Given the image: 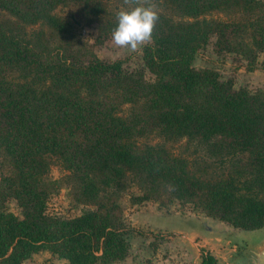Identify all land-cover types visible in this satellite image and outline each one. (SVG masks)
I'll use <instances>...</instances> for the list:
<instances>
[{"label":"trees","instance_id":"obj_1","mask_svg":"<svg viewBox=\"0 0 264 264\" xmlns=\"http://www.w3.org/2000/svg\"><path fill=\"white\" fill-rule=\"evenodd\" d=\"M114 2L127 7L123 0H0V155L9 165L0 178L4 264L40 250L68 264L124 259L130 229L114 197L130 183L142 191L138 202L167 197L237 229L264 227V92L234 88L193 65L215 35L218 53L238 54L253 70L264 56V0H151L169 14L155 8L159 22L141 47L143 67L131 72L123 60L96 56L55 13L74 7L104 40L118 25L110 17ZM153 136L163 141L141 140ZM182 139L220 156L219 169L175 154L168 144ZM53 164L75 198L94 208L68 219L45 213ZM8 197L22 218L3 210ZM214 262L208 256L201 264Z\"/></svg>","mask_w":264,"mask_h":264},{"label":"rangeland","instance_id":"obj_2","mask_svg":"<svg viewBox=\"0 0 264 264\" xmlns=\"http://www.w3.org/2000/svg\"><path fill=\"white\" fill-rule=\"evenodd\" d=\"M122 7L124 6L118 2L111 5L112 20L118 22L117 14ZM155 8L169 14L164 8L156 5ZM55 13L70 22L76 37L103 61L123 60L122 67L129 72L143 67L141 48L131 52L127 48L116 46L112 40L113 32L102 40L99 38L100 33L94 20L80 15L74 7L60 6L56 8ZM214 16L224 17L222 13H215ZM28 29L31 31L33 27ZM215 41L216 36L211 35L207 43L197 51L193 60L194 67L215 70L222 79L232 80L234 88H245L251 93L264 92V56L258 54L254 69L247 70V62L240 55L218 53ZM144 77L147 80L153 79V75L147 70ZM141 140L150 143L163 141L155 136ZM168 145L175 154L191 160H206L213 168L219 169L221 166L220 156L210 155L202 145L188 143L185 139ZM8 169L9 165L0 155V178ZM64 174L58 165L53 164L50 167L47 175L50 185L44 207L45 213L52 217L68 219L94 208L93 205L79 202L75 198ZM140 194L141 189L130 183L124 191L114 197L123 221L130 229L128 234L130 247L126 257L119 261L97 264H201L202 259L208 256L215 258L214 264H239L247 252L248 244L252 240L257 243L258 241L254 239L264 237V227L258 231L263 235H254L250 239V234L254 233L236 229L218 218L208 216L194 203L177 199L170 201L167 197L138 202L134 196ZM2 208L22 218V210L14 198L5 199ZM21 264H68V262L48 250H40Z\"/></svg>","mask_w":264,"mask_h":264},{"label":"clouds","instance_id":"obj_3","mask_svg":"<svg viewBox=\"0 0 264 264\" xmlns=\"http://www.w3.org/2000/svg\"><path fill=\"white\" fill-rule=\"evenodd\" d=\"M123 4L127 7L117 14L118 25L112 40L116 46L136 52L152 41L159 14L151 0H123ZM261 256L264 253L254 255L251 264H259Z\"/></svg>","mask_w":264,"mask_h":264},{"label":"water","instance_id":"obj_4","mask_svg":"<svg viewBox=\"0 0 264 264\" xmlns=\"http://www.w3.org/2000/svg\"><path fill=\"white\" fill-rule=\"evenodd\" d=\"M254 240H257L258 242L256 243L252 240V242L248 244L247 252L244 258L240 260L239 264H251L254 255L257 253H264V237ZM259 264H264V256L260 257Z\"/></svg>","mask_w":264,"mask_h":264},{"label":"crops","instance_id":"obj_5","mask_svg":"<svg viewBox=\"0 0 264 264\" xmlns=\"http://www.w3.org/2000/svg\"><path fill=\"white\" fill-rule=\"evenodd\" d=\"M237 229V228H236ZM263 228H261L260 230H251V231H248V232H250V233H254L253 235L252 234H250L251 236H250V239H252L253 238V236L254 235H259V234H261V235H263L262 233H260V232H258V231H261ZM247 233V232H246ZM249 235V234H248Z\"/></svg>","mask_w":264,"mask_h":264}]
</instances>
